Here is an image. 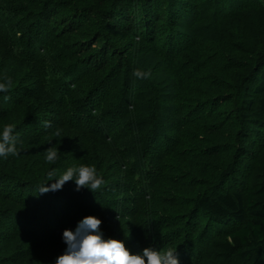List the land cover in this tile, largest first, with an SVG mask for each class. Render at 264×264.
Returning a JSON list of instances; mask_svg holds the SVG:
<instances>
[{
    "label": "rangeland",
    "instance_id": "374dc122",
    "mask_svg": "<svg viewBox=\"0 0 264 264\" xmlns=\"http://www.w3.org/2000/svg\"><path fill=\"white\" fill-rule=\"evenodd\" d=\"M121 1L2 0L1 5L8 3V7L19 9V15L22 14L21 19H15V14H12V19L20 20L25 30L22 40L28 39L30 48L36 44L34 32L37 33L36 29L42 26L37 24L42 21L41 15L46 9L57 12L53 22H58L56 28L59 30L63 28L59 23L78 17L81 28L67 33L65 38L61 35L51 43V51L57 55L50 59L58 60L52 61L50 66L58 71L65 73L67 67L79 60L88 61L93 59V55H100L103 45L94 44L99 36L103 38V44H109L113 53L102 57V69L98 73L93 67H85L87 70L82 76L87 74L78 91L66 102L81 101L89 91H95L107 82L100 88L95 102L101 100L100 112L110 120L107 133L115 143L113 146H100L107 159L104 165L95 160L94 150L86 149L76 154L71 152L74 149L69 143L64 145L65 149H59V159L54 164H42L46 150L57 148L56 139L52 137L46 142L45 137L31 140L17 146L18 155L0 157V174L10 177L25 174L23 176L29 180L37 179L39 181H35L44 183L52 169L56 170L58 177L69 167L95 166L97 173L107 181L98 190L105 192L103 200L107 205L114 202L116 211H121L130 196L118 193V190L129 181L121 169L120 152L116 149L126 143L131 146L129 149L133 154L128 162H147L156 168L163 160L161 166L167 171L166 178L162 175L157 185V198L142 208L145 217L141 221L147 225L144 233L152 245L148 247L157 250L174 248L182 245L180 241L183 238L175 239V245H168L165 240L169 235L180 231L183 237L197 229L196 236L205 238L206 244L204 247V244L199 245L196 238L193 249H202L201 255L211 254L213 243L220 241L232 227L228 223L210 221L197 208L196 196L204 193L216 195L222 191L247 193L255 181L256 158L264 150V124L242 118L247 112L244 104L240 103L243 95L248 101L264 96L254 93L260 80L251 76L258 62L264 58V0H238L237 12L226 14L220 12L221 8L217 13L210 10L212 5L217 6L214 0H181L189 3L193 14L186 23L180 24L174 22L176 19L172 18L169 8L163 7L162 0L159 4L158 0ZM112 13L116 15L113 20L109 16ZM155 13L163 19L156 26L152 20ZM146 19H150L149 22ZM116 24L122 26L117 27ZM144 25L148 28L142 29ZM183 33L188 38L180 39L185 35ZM88 43L94 44L93 49L82 51V46ZM36 47L39 48L38 53L45 50L42 45ZM2 52L0 50V83L11 81L10 90L0 93V108L6 109L12 103V96L19 97L16 95L18 91L39 86L41 70L37 71V68L42 64L22 65ZM137 68L149 71V78L135 77L133 72ZM125 96L127 103L120 109ZM257 110L259 107L255 106L249 113ZM189 112L193 116L192 121H189ZM32 113L29 104L13 107L12 113L0 119V132L10 124L14 126L13 135H17L18 129L23 127L19 124L30 121ZM162 152L168 157L164 158ZM55 182L48 181V185ZM15 185L11 184V187ZM55 193L83 199L88 214L101 220L99 230L104 231L105 226L118 235L131 237L141 232L133 217L122 222L93 208L92 203L98 199L96 192L87 188L76 191L74 180L66 182L60 190L49 191L51 195ZM163 201L168 205L163 206ZM6 204L11 205L0 199V213L11 210ZM21 213L28 216L27 211ZM121 214L126 215L123 211ZM32 221L35 222L33 218ZM179 221L184 224V229L177 226ZM5 222L0 218V264H55L57 257L67 249L62 237L49 239L48 233H43L37 225L32 227L35 236H30L15 233V228ZM159 222H172L173 225L157 231L156 223ZM160 240L161 246L154 247ZM140 247L136 244L126 246L129 251L134 250V254ZM217 258L214 253L203 264H216Z\"/></svg>",
    "mask_w": 264,
    "mask_h": 264
},
{
    "label": "trees",
    "instance_id": "16d2710c",
    "mask_svg": "<svg viewBox=\"0 0 264 264\" xmlns=\"http://www.w3.org/2000/svg\"><path fill=\"white\" fill-rule=\"evenodd\" d=\"M159 2L160 0H158L157 4ZM1 3L2 0H0V50L4 52L7 58L22 65H31L32 62L37 65L39 62L42 64V66L37 68V71L41 70L38 76L39 86H35V89H22V91H18L16 95L19 97L12 96L10 107L6 109L0 108V119L12 113L13 107H19L25 104H29V108L33 112L29 118L31 119L30 121L19 124L23 127L18 129L17 135H14L19 140L17 146L21 143L43 137H45L44 142H46L54 137L58 150L61 147L65 149L64 145L68 143L72 145L70 148L74 149L71 152H75L76 154L85 152L86 149L89 151L94 150L95 160H98V164H106L107 159L104 155L105 153L100 151V146H113L115 142L112 136L107 133L110 120L100 112L101 106L99 102L101 100L98 103L95 100L101 92L99 91L100 88H103L107 82L100 85L99 89L89 91V95L85 96V98L82 97L83 99L81 101L77 99V102L71 101L68 103L66 100L68 97H73L76 90L78 91L79 84L87 74L82 76L87 70L85 67H93L95 72L99 73L102 69V59L109 57L113 53L111 47L109 44H103V38L99 36L94 41V44L103 45H101V54L93 55L92 60L83 62L79 60L77 63L67 67V71L63 73L55 67L50 66L52 61L58 60L50 59L57 55V53L53 54L54 51H51V43L55 42L56 39H60L61 35L64 36L62 38H65L68 36L67 33L81 28V23L77 21L78 17H73L70 21L67 19L68 21L64 20L59 23V25L63 26L59 30V28H56L58 22H53V19L57 16V12L51 8L46 9L41 15L42 21L37 24V26L40 24L42 26L36 29L38 31L37 33L34 32L36 44L33 43L32 48H30L28 47L30 41L28 39L26 41L22 40V34H24L25 30L20 20H15L21 19L20 16L22 14L19 15V9L16 11L14 7H8L6 5L8 3L2 5ZM121 3H124V0ZM162 3L163 7L166 6L170 9L172 18L176 19L174 22L177 24L181 22L186 23L185 21L189 20L191 14H193L190 12L189 3H183L181 0H162ZM213 3H216L217 6L212 5L210 10L217 13L221 8L220 12L222 14L237 12L239 5L238 0H214ZM12 14H15V19H12ZM109 16L112 20L116 18L114 13L109 14ZM153 18L155 20H152L156 22L155 26L163 20L158 13H155ZM148 20L150 19H146V21ZM152 20L149 26H151ZM116 26L121 27L122 25L116 24ZM144 28H148V26L144 25L142 29ZM183 34L185 35H179L180 39L181 37L186 38L187 34ZM29 36L30 34H27V37ZM140 38L142 39V37ZM37 45L45 47L42 54L38 53L39 48L36 47ZM93 45L88 43L82 46L81 50L90 51L93 49ZM188 48L192 47L189 46ZM251 76L258 77L260 80V83L254 88V93L259 96L264 95V58L258 62ZM77 77L79 78L76 79ZM39 88L41 91H39ZM244 92L246 93V90ZM126 98L125 96L123 105L120 103V109L127 103ZM240 103L244 104L247 112V115L241 116L242 118L246 119V121L255 120L256 122L259 121L264 124V96L258 100L253 99L248 101L245 99V95H243L240 98ZM255 106H258L259 110L249 113ZM189 115V121H192L193 116L190 112ZM45 122H49L48 128L45 126ZM57 131L60 133L59 135H56ZM166 135L170 136V134ZM168 140L166 139V141ZM129 147L131 146L124 143L116 150L120 152L121 169H123L127 181H129L125 187L118 190V193H127L130 199L122 205L121 211H116L117 204L113 202L107 205L103 200L105 192L97 190L95 195L98 199L95 201L96 203L93 202L92 204L93 208L98 209L99 212H103L111 218L121 219L122 222L125 219L133 217L136 221L135 224L139 226V231L141 230L135 237L118 235V233H115L116 231L112 230L111 232L108 229L109 227L105 226H103L104 231L99 230V232L103 233L102 236L106 240L114 239L113 237L118 238L119 241L124 243L125 247L127 245L131 247L133 244H136L138 247L141 246L138 248L137 253L134 254V250L132 249H130V253L143 255V248H150L148 246L152 245H150L151 241L147 239V233H144L147 225L141 221L145 217L142 208L144 204L151 203V199L157 198V185L159 180L162 179V175L166 178L167 174L165 173L167 171L161 166L163 160L156 168L151 167V164L147 162L140 163L137 161L135 164L128 162L129 159L133 158ZM148 150H150V147ZM162 155L164 158L168 157L163 152ZM43 159L41 161L42 164L46 162L45 154ZM23 175L25 174H20V176L12 175L13 177H10L6 174H0V199H3L6 203H11V205L6 204L10 206L11 210L7 213L2 211L0 218L5 219L6 225H12V228H15V233L35 236L32 227L37 225L42 229L43 233H48L47 237L49 239H58L60 237L63 239V232L65 230L75 232L79 222L84 219V216H90L88 209L83 204V199L77 198L78 200H76L75 197L74 199L72 197L60 196V194L58 195L56 193V195H51L49 192L39 193L37 188L42 183L37 182L39 181L37 179L29 180ZM254 176V184L247 189V193L245 194H242V192L231 193L222 191L216 195L204 193L196 196L195 202L201 213L205 214L212 222L221 224L228 223L232 228L228 232H225V235L220 241L213 243L211 254L204 253L203 255H201L202 249H193L194 239L196 238L199 245L204 244V247L206 244L205 238L203 240L199 235L196 236L197 229H194L192 234L183 237H181L182 232L180 231L179 233L169 235L168 240H165L168 245H175V239L181 240L183 238L180 241L182 245L174 246L176 247V255L179 261L183 259L181 264H203L205 259L214 253L218 256L216 264H264V150L256 158ZM104 181H106L105 178ZM11 184L16 185L13 188ZM167 205L168 203L163 201V206ZM17 210H20V212ZM21 211H27L28 216L22 214ZM122 211L126 215L121 214ZM155 216L157 217V214ZM32 218L35 222L32 221ZM159 223H156L157 231L171 228L173 225L172 222L169 224ZM183 225L182 222H177L179 228L184 229L182 227ZM169 234L171 233L169 232ZM153 238L151 239L153 240ZM159 242L154 247L159 248L162 241L160 240ZM151 249L159 251L155 248Z\"/></svg>",
    "mask_w": 264,
    "mask_h": 264
},
{
    "label": "clouds",
    "instance_id": "9594fccd",
    "mask_svg": "<svg viewBox=\"0 0 264 264\" xmlns=\"http://www.w3.org/2000/svg\"><path fill=\"white\" fill-rule=\"evenodd\" d=\"M133 75L138 79H148L149 71L137 68ZM11 81L5 80L0 83V93L10 90ZM7 99V97H5ZM49 126V122H45ZM14 126L5 125L0 132V157L16 156L19 154L17 138L13 135ZM60 133L57 131L56 135ZM59 150L56 147H49L45 153V160L54 164L58 159ZM55 180V183L48 185V181ZM76 184V191L87 188L96 192L105 183L97 173L95 166L80 165L69 167L57 177L55 169L47 173V179L38 188L39 193L57 191L62 189L68 181ZM101 220L94 217H85L79 222L75 232L65 230L63 240L67 244L64 254L57 257L55 264H180L176 255V247L162 248L159 251L145 248L143 255H134L125 247L122 241L116 239H103L99 234Z\"/></svg>",
    "mask_w": 264,
    "mask_h": 264
}]
</instances>
